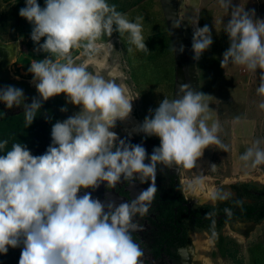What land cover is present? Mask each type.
<instances>
[{"label": "clouds", "instance_id": "1", "mask_svg": "<svg viewBox=\"0 0 264 264\" xmlns=\"http://www.w3.org/2000/svg\"><path fill=\"white\" fill-rule=\"evenodd\" d=\"M219 4L229 17L223 22L229 46L221 67L259 70L256 92L264 97V19L233 0H219ZM19 16L32 25L35 53L44 54L27 69L38 97L29 103L23 89L5 85L0 87V102L7 109L23 108L25 128L38 113L51 121V114L41 109L62 93L80 110L52 124L51 143L41 155H33L20 141L9 147L8 139L0 140V254L20 247L19 264H143L144 252L133 233L142 231L137 218L148 214L158 191V165L191 169L210 146L229 150L219 138L220 123L212 118L211 96L183 83L175 98L164 97L150 109L133 129L159 138V146L149 155L143 144H133L113 131L133 110L125 88L73 58L74 49L94 56L100 50L97 42L114 32L127 34L130 45L148 53L143 17L132 21L108 0H44L43 6L38 0H25ZM188 23L193 27V58L199 60L213 44L212 30L207 24L199 27L192 18ZM108 46L114 47L111 41ZM174 51L183 53L184 45ZM259 107L264 109V101ZM260 145L257 140L239 159L253 168L264 165ZM137 181L149 186L131 200L117 203L92 195L102 185L115 188L128 182L135 187ZM229 196L217 190L211 199L224 201ZM224 211L231 216V209ZM214 214L207 213L206 218Z\"/></svg>", "mask_w": 264, "mask_h": 264}, {"label": "rangeland", "instance_id": "2", "mask_svg": "<svg viewBox=\"0 0 264 264\" xmlns=\"http://www.w3.org/2000/svg\"><path fill=\"white\" fill-rule=\"evenodd\" d=\"M200 1L201 14L208 7H212L214 12L212 17L225 12L216 2L217 0ZM247 2L246 5L240 6H247V10L254 9L256 17L264 19V0H247ZM38 3L43 6L44 0H38ZM108 3L115 4L117 10H122L123 14L132 21H135L137 16L143 17V35L149 52H141L130 45L127 34L120 36L119 33L114 32L111 37L104 36L97 42L100 50L94 56L88 57L81 49H74L73 58L77 63L88 66L90 71L103 75L106 79L114 80L125 88L128 97L133 99V110L126 121L117 122V127L130 133L131 126L135 128L142 123L149 115V110L158 107V103L164 97L173 98L174 51L159 0H108ZM24 6L25 0H0V45L10 49L3 68L7 76L14 81L10 83L11 85L24 91L27 90L26 86L29 94H38L32 83V74L27 69L33 59H42L44 54L35 53L36 45L30 38L32 25L19 16V10ZM194 7L193 5L190 10L192 19L193 17L195 19L196 8ZM193 12L194 15H192ZM108 41H111L114 47H109ZM129 47H132V52H128ZM259 74V70L252 73L253 76ZM198 85L204 87V90L208 86L203 82H198ZM258 86L259 83L255 78H252L249 84H245L238 79L231 81L226 77L223 81L214 82V87L209 85L208 95L211 96L209 100L211 101L213 96L217 99L216 114L211 115L213 120L220 123L221 131L218 135L221 141L228 145L229 150L224 152L215 145L210 146L204 150L203 156L196 161L193 168L188 169L189 190L196 188L193 195L198 200L200 196H203V200L211 198L208 194L214 188L210 187L208 181L204 182L207 178L220 181L225 178L230 181L241 179L264 184V165L253 168L250 163L246 164L239 159L240 155L257 140L261 141L260 146L264 148V109L259 107L264 98L257 94ZM56 97L67 101L63 93ZM79 110L73 109L72 113ZM237 117L239 120L256 117L258 125L247 135L242 136L240 132L231 134L230 121ZM212 164L216 165L215 169ZM203 186L210 188L199 195L200 192L197 189ZM226 243L229 244L225 248L228 257L219 258L218 264H264V222L256 228L246 225L240 232H230ZM204 260L205 264L209 263L208 259Z\"/></svg>", "mask_w": 264, "mask_h": 264}, {"label": "flooded vegetation", "instance_id": "3", "mask_svg": "<svg viewBox=\"0 0 264 264\" xmlns=\"http://www.w3.org/2000/svg\"><path fill=\"white\" fill-rule=\"evenodd\" d=\"M2 47L0 45V87L14 82L4 71L7 53ZM25 88L28 90V87ZM27 90L24 93L30 103L32 97H38V94H29ZM58 98H50L41 109L42 112L51 114V121H47L38 113L28 128L24 127L22 107L7 109L0 102V112L5 113V116H0V140L8 139L9 147L12 143L20 141L28 146L33 155L43 154L51 143L52 124L56 120L73 115V109H79L78 106ZM61 107H67L68 111L61 112ZM122 129L116 126L113 131L133 144H143L149 155L153 148L160 144L158 137L135 133L132 126L130 133ZM188 175V169H172L158 165V191L148 214L137 218L142 231L133 233L134 241L144 252L141 257L143 264H205L204 259H208V264H218L219 258L228 257L225 248L229 245L226 242L230 232H240L246 225L256 228L264 222V184H260L261 182L205 178L204 182L208 181L214 192L220 190L230 193V196L224 201H213L211 198L203 200V196H198L200 201L193 195L196 188L189 190ZM148 186V183L140 184L138 181L135 187L128 182L119 183L115 188H105L102 185L92 195L101 200L112 198L119 203L131 200ZM207 188H198L199 195ZM213 190L211 189L208 196L212 197ZM237 201L242 203L237 204ZM225 208L231 209V216L225 213ZM210 212H214V216L206 218V214ZM20 254V247L9 248L7 254H0V264H8L10 256L9 264H19Z\"/></svg>", "mask_w": 264, "mask_h": 264}, {"label": "crops", "instance_id": "4", "mask_svg": "<svg viewBox=\"0 0 264 264\" xmlns=\"http://www.w3.org/2000/svg\"><path fill=\"white\" fill-rule=\"evenodd\" d=\"M210 1L211 0H208V2ZM216 2L219 3V0H217ZM233 3L239 5H246L245 3L248 2L247 0H233ZM199 6L200 7L198 14L199 16L198 25H200V27H203L205 24H207L210 27V29L212 30L213 44L207 51H205L202 54L199 60H195L197 84L198 82L200 83L203 82L208 84V86L206 87L207 89L205 90L204 87L198 85V91H201L208 95L209 85L211 84V86L214 87V82L223 81L225 77L230 79L231 81L233 79L235 80L238 79L241 82H244L245 84H249V82L252 81V78H255L256 82L260 83L259 75L253 76L252 75L253 72H249L244 67L234 66V65L233 66L229 65L230 67L227 66L224 69L221 67L220 61L223 58L222 54L227 49L229 44L228 37L223 32V22L227 23L229 17L226 12L218 13L217 16L212 17V13H214L212 12V7L206 8V10L201 14V1ZM247 9H248L247 6H245L246 11H248ZM173 73H174V64H173ZM168 75L169 74L167 73V76ZM213 91H215L214 88ZM231 94H235V93H231ZM208 102L210 103V108L213 109L211 114L214 113L216 114V110H215L217 106L216 96H213L211 101L209 100ZM257 125L258 123L256 117H246L245 119L238 120V122L236 119H233L230 121V131L231 134H235V132H240L242 136H244L249 134L250 132H253L256 129Z\"/></svg>", "mask_w": 264, "mask_h": 264}, {"label": "water", "instance_id": "5", "mask_svg": "<svg viewBox=\"0 0 264 264\" xmlns=\"http://www.w3.org/2000/svg\"><path fill=\"white\" fill-rule=\"evenodd\" d=\"M196 8L195 17L198 20L200 0H189ZM163 17L168 29V33L172 42L173 51L175 46L184 45L183 53L174 51V95H177L179 86L188 83L193 90L198 91L197 76L195 69L194 53L192 51L193 27L183 18V4L185 0H159ZM177 24L180 27H175ZM8 53L9 48H3ZM11 263V256L9 257ZM8 263V264H9ZM4 264V263H2Z\"/></svg>", "mask_w": 264, "mask_h": 264}, {"label": "bare ground", "instance_id": "6", "mask_svg": "<svg viewBox=\"0 0 264 264\" xmlns=\"http://www.w3.org/2000/svg\"><path fill=\"white\" fill-rule=\"evenodd\" d=\"M194 4H191L189 0H185V3L183 4V18L189 20L191 18L190 16V10L193 7ZM194 15V12L192 13ZM194 19V17H193ZM196 19V17H195ZM194 19V20H195Z\"/></svg>", "mask_w": 264, "mask_h": 264}, {"label": "trees", "instance_id": "7", "mask_svg": "<svg viewBox=\"0 0 264 264\" xmlns=\"http://www.w3.org/2000/svg\"><path fill=\"white\" fill-rule=\"evenodd\" d=\"M119 12L123 13L122 10H119ZM170 50V49H169Z\"/></svg>", "mask_w": 264, "mask_h": 264}]
</instances>
